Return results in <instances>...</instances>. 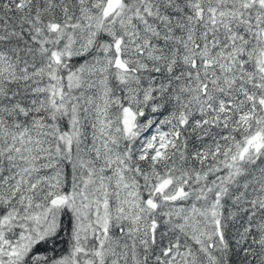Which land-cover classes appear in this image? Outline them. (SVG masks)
Here are the masks:
<instances>
[{"label": "snow or ice", "instance_id": "snow-or-ice-1", "mask_svg": "<svg viewBox=\"0 0 264 264\" xmlns=\"http://www.w3.org/2000/svg\"><path fill=\"white\" fill-rule=\"evenodd\" d=\"M0 264H264V0H0Z\"/></svg>", "mask_w": 264, "mask_h": 264}]
</instances>
